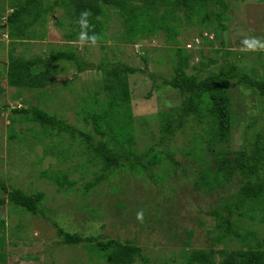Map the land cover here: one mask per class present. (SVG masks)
<instances>
[{
	"label": "rangeland",
	"instance_id": "rangeland-1",
	"mask_svg": "<svg viewBox=\"0 0 264 264\" xmlns=\"http://www.w3.org/2000/svg\"><path fill=\"white\" fill-rule=\"evenodd\" d=\"M14 2L0 0V24L5 23ZM51 2L43 0L42 5L46 7ZM66 9L57 6L55 13L41 17L24 39H11L8 28H0V201H5L0 207V219L6 220L7 253L3 264H108L84 244L63 243L55 223L9 203L3 184L8 189L21 188L28 194L43 192L42 207L69 231L134 241L141 246L149 264H170L173 258L177 264H183L184 251L195 248L214 246L230 251L243 247L241 238L215 243L217 221L208 213L234 198L241 184L240 175L211 192L198 188L195 181L204 165L217 166L219 152L241 147L244 132L254 118L259 119L258 128L264 133L261 97L239 82L229 87L233 120L225 145L216 143L208 147L189 125L163 146L155 142L162 137L160 112L176 110L184 101V95L165 85L162 79L173 74L175 49L191 42L192 37L199 34L205 37L202 47L187 46L192 63L199 64L202 52L209 69L217 70L225 59H230L252 76L264 75V0H229L227 12L208 26L186 23L182 35L172 39L160 30L134 42L128 40L124 20L113 8L105 21L103 39L97 30L87 35L86 30L75 27ZM56 18L63 21V26L56 23ZM72 31L76 35L71 39L67 35ZM12 42L15 57L34 58L48 56L52 51L72 50L95 67L78 72L73 60L61 59L53 64L48 86H11L7 69ZM113 61L139 69L129 76L138 150L155 144L171 152L180 166L165 161L164 165L154 167L151 174L144 169L115 171L87 191L85 184L102 170V162L91 159L83 141L65 132L46 135L39 122L11 109L39 106L77 128L90 130L98 138L91 121H86L83 108L94 110L93 105L98 106L90 101L98 89L100 100L106 98L103 72L96 66ZM10 130L15 137L10 138ZM59 172L75 183L60 186L53 177ZM256 216L253 225L262 234L260 248L264 249V201ZM217 258L222 255L217 254ZM142 262L139 259L132 264Z\"/></svg>",
	"mask_w": 264,
	"mask_h": 264
},
{
	"label": "trees",
	"instance_id": "trees-1",
	"mask_svg": "<svg viewBox=\"0 0 264 264\" xmlns=\"http://www.w3.org/2000/svg\"><path fill=\"white\" fill-rule=\"evenodd\" d=\"M12 2L15 6L7 14L5 23L0 24V28H8L9 38L16 40L28 37L30 28L41 17L44 18V15L55 13L57 6L67 8V14L71 16L75 27L86 30L87 35L97 30L102 39L106 30L105 21L109 17V10L113 8L123 18L128 40L131 42L144 35H156L160 30L166 31L172 39L182 35V27L186 23L197 22L202 27L208 26L219 20L229 8V0H52L46 7L42 5L43 0ZM56 23L60 26L64 24L59 18H56ZM75 35L76 31H72L67 36L72 39ZM192 38L191 42L184 41L183 46L175 49L177 58L173 74L162 79L165 85L180 91L184 95V101L176 110L160 112L162 137L155 142L157 145L163 146L167 139L184 131L188 125L195 129L196 135L208 147L212 148L216 143L225 145L230 139L233 120L229 87L237 82L253 89L261 97L260 102L264 109V75L252 76L230 59H225V63L217 70L209 69L202 52L199 64L192 63L186 49L189 50L188 47L192 46L202 47L205 37L199 34ZM14 50L15 45L12 46L11 61L7 69V79L11 86H48L52 79L53 64L61 59L73 60L78 72L95 67L87 64L72 50L52 51L48 56L34 58L15 57ZM210 61L215 62L214 59ZM96 68L103 72L106 98L104 101L100 100L98 94L101 89H98L93 96L90 95L93 98L91 103L98 106L93 105L94 110L83 109L86 121H91L94 131L99 134L98 138L90 130L77 128L64 118L39 106H15L11 110L24 113L25 117L39 122L46 135H61L65 132L73 139L79 138L83 141L85 151L89 152L91 159L102 162V170L95 175L94 180L85 184L87 191L111 174L110 178L115 171L139 172L144 169L151 174L154 167L164 165L165 161L180 166V162L172 157L171 152L155 144L143 151L136 146L129 76L139 69L120 61L100 63ZM17 119L13 118L12 121ZM258 124L259 119L254 118L249 125L254 130L247 128L241 147L219 152L217 166L213 168L211 165H204L201 176L195 181L198 188L211 192L231 181L236 174L240 175L241 184L234 198L208 213L214 215L217 221L214 227L217 233L213 236L215 243L225 244L228 238H241L243 247L230 251L215 249L214 246L210 249L187 250L182 254L183 264H264V249L260 248L262 234L253 225L257 219L256 212L263 207L264 201V133L258 128ZM13 137L15 133L10 130V138ZM53 177L60 186L65 182L75 183L62 172L54 173ZM3 188L8 192L9 203L55 223L62 234L63 243L84 244L92 254L106 260L108 264H132L139 259L143 260L142 264H149L141 246L134 241L103 239L93 234L69 231L60 226L61 221L53 219L42 207L43 192L28 194L21 188L8 189L4 184ZM4 202V199L0 201V207ZM5 227L6 220L0 219V264L6 261L7 255ZM186 243L189 244V241ZM217 254L222 255V258H217ZM170 262L177 264L174 258Z\"/></svg>",
	"mask_w": 264,
	"mask_h": 264
},
{
	"label": "built area",
	"instance_id": "built-area-1",
	"mask_svg": "<svg viewBox=\"0 0 264 264\" xmlns=\"http://www.w3.org/2000/svg\"><path fill=\"white\" fill-rule=\"evenodd\" d=\"M189 46H191V44H189Z\"/></svg>",
	"mask_w": 264,
	"mask_h": 264
}]
</instances>
